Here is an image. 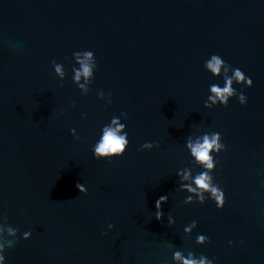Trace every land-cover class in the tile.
Masks as SVG:
<instances>
[{"label":"water","instance_id":"95a60500","mask_svg":"<svg viewBox=\"0 0 264 264\" xmlns=\"http://www.w3.org/2000/svg\"><path fill=\"white\" fill-rule=\"evenodd\" d=\"M84 49L98 63L87 95L71 79L72 53ZM212 53L252 78L246 105L204 107L219 79L203 67ZM101 89L112 90L110 105ZM121 111L127 151L95 159L91 144ZM200 131L227 145L215 172L222 209L184 204L177 190L185 137ZM145 141L159 147L140 150ZM0 214L32 233L6 249V264H173L176 248L264 264V0H0ZM197 233L209 242L196 244Z\"/></svg>","mask_w":264,"mask_h":264},{"label":"clouds","instance_id":"9594fccd","mask_svg":"<svg viewBox=\"0 0 264 264\" xmlns=\"http://www.w3.org/2000/svg\"><path fill=\"white\" fill-rule=\"evenodd\" d=\"M72 64L73 83L81 91L82 95H87L90 91V85L95 77L98 63L94 51L84 49L73 51ZM54 73L62 84L67 76L64 64L53 59L51 61ZM204 69L212 77L219 78L217 82L208 85L207 99L204 101V107L212 109L214 106H228L230 99L235 97L241 105H246L248 97L245 95L244 88H250L253 80L250 76L239 67H233L221 55L212 53L203 62ZM235 85H241L237 90ZM98 99L105 101V106L112 103V90L107 92L99 90L97 92ZM63 112V109H61ZM86 115L85 113L81 114ZM128 118L126 111H121L119 115H113L107 123H104L99 131L98 137L91 144L90 150L97 160H111L121 157L127 151L130 145L127 124L124 122ZM72 135L77 139H82L77 134L75 128L70 129ZM159 147L156 141H145L140 145V150H152ZM184 147L188 156V163L176 170L175 175L178 180V191L186 192L187 195L183 199L184 204L199 203L204 204L212 201L217 209H222L226 203V193L224 188L217 182L215 172L219 161L217 156L227 151V145L223 142L222 133L219 131H200L193 135L189 133L185 137ZM76 187L81 193L88 191L85 184L77 183ZM169 194L160 195L155 201L154 217L156 220L163 221L164 211L163 204L167 203ZM0 264H6L5 251L7 248L18 243L21 239L28 240L32 233L30 230L20 232L18 228L8 223L6 214H0ZM167 223L172 226L176 223L175 218L169 212L167 214ZM197 221L192 220L184 226L183 232L190 236L197 227ZM115 225L109 222L106 230L102 235H107ZM209 242V237L203 233H197L195 243L204 245ZM232 240L228 241L229 245L234 244ZM216 257L209 258L201 253L199 256L195 252L176 248L172 251L171 260L173 264H216Z\"/></svg>","mask_w":264,"mask_h":264}]
</instances>
